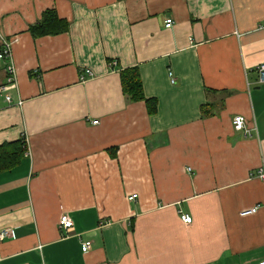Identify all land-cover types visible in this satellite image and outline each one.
Returning <instances> with one entry per match:
<instances>
[{"label": "crops", "instance_id": "crops-1", "mask_svg": "<svg viewBox=\"0 0 264 264\" xmlns=\"http://www.w3.org/2000/svg\"><path fill=\"white\" fill-rule=\"evenodd\" d=\"M49 9L68 31L34 38ZM263 23L264 0H0V264L263 262Z\"/></svg>", "mask_w": 264, "mask_h": 264}, {"label": "built area", "instance_id": "built-area-1", "mask_svg": "<svg viewBox=\"0 0 264 264\" xmlns=\"http://www.w3.org/2000/svg\"><path fill=\"white\" fill-rule=\"evenodd\" d=\"M172 24H173V21L171 19H167L165 21L164 27L168 29L172 26ZM261 27H264V23L261 25ZM2 44H3L4 48L0 52V60H2V59L9 60L11 57L10 44H9V42H7L3 39H2ZM255 71L257 73V83L259 85H264V63H260L259 65H257L255 67ZM7 73H8L7 84L11 85V86H15L16 85V76H15L14 67H13L11 62L7 65ZM93 76L94 75H93L92 71L86 69L85 71L80 73L79 80L81 82H85L88 78H91ZM172 81H174V80L172 79ZM2 89H4V88L1 87L0 92L2 91ZM5 99L7 102H10V100H11L9 96H6ZM18 105H21V103H18ZM93 124H97V121H94ZM232 127H233L234 131L241 132L245 138H250V137H252V135H257V127H256L255 123H253L252 126H249L246 118L244 116H241V115H237V116H234L232 118ZM251 177H254V178L259 179L262 182H264V159L261 161L259 167L254 171V173H251ZM135 197L136 196L133 195L132 197L129 198V200H132ZM256 210H257V207H254L253 209H250L248 211L241 213V215L254 214L256 212ZM181 220L184 224H190L192 222L191 217L188 215H181ZM72 226H73V223L67 216H65V215L61 216V218L59 220V228L60 229L69 231L72 228ZM9 237H11L10 231H8L7 229L0 231V240L6 239ZM91 246H92L91 241H89V240L84 241L81 244L82 252L87 253L91 249ZM259 264H264V261L260 262Z\"/></svg>", "mask_w": 264, "mask_h": 264}, {"label": "trees", "instance_id": "trees-1", "mask_svg": "<svg viewBox=\"0 0 264 264\" xmlns=\"http://www.w3.org/2000/svg\"><path fill=\"white\" fill-rule=\"evenodd\" d=\"M69 24L65 19L59 18L55 10H46L42 13L40 20L34 25L29 27V32L34 38H39L49 35H58L68 31ZM123 91L131 100L142 99L141 86L135 76L128 78L126 74L123 75ZM2 152L0 157L6 155H13V151L7 149L0 150ZM16 152V149L14 150ZM3 155V156H2ZM17 159V158H15ZM13 166L15 163H12ZM11 164V165H12Z\"/></svg>", "mask_w": 264, "mask_h": 264}]
</instances>
